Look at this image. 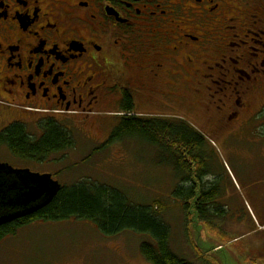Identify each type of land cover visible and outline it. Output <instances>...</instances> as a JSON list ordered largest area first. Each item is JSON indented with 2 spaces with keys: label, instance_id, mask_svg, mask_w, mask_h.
I'll list each match as a JSON object with an SVG mask.
<instances>
[{
  "label": "flooded vegetation",
  "instance_id": "1",
  "mask_svg": "<svg viewBox=\"0 0 264 264\" xmlns=\"http://www.w3.org/2000/svg\"><path fill=\"white\" fill-rule=\"evenodd\" d=\"M260 93L264 0H0V101L9 110L2 112L35 143L52 122L145 116L140 102L184 112L201 103L211 134L241 131L262 115L253 111ZM2 148L51 170L0 162L53 179L71 156L70 148L42 160Z\"/></svg>",
  "mask_w": 264,
  "mask_h": 264
},
{
  "label": "rangeland",
  "instance_id": "2",
  "mask_svg": "<svg viewBox=\"0 0 264 264\" xmlns=\"http://www.w3.org/2000/svg\"><path fill=\"white\" fill-rule=\"evenodd\" d=\"M262 103L264 106L263 93L253 97V111H263V115L252 119L249 127L220 134L209 132L201 103L193 104L187 112L174 104H137L139 113L157 118L155 124L204 135L202 180L215 183L211 194L215 207L205 210L202 220L192 201L185 207L182 189L175 193L178 187H186L180 183L181 172L172 169L166 162L167 152L150 137L131 132L102 146L118 124L116 117L98 118L93 113L87 119L74 117L62 123L69 129L74 146L68 151L71 156L58 162L61 169H55L56 179L61 185L87 179L112 187L137 205L160 199L172 251L193 264H264ZM2 111L9 112L0 101V131L13 117ZM22 119L29 131H36L33 117L25 115ZM88 134L93 139L87 138ZM0 161L28 165L35 171L51 170L46 163L15 160L3 148ZM150 238L131 230L107 236L84 220L35 221L0 241V264H150L140 252V244Z\"/></svg>",
  "mask_w": 264,
  "mask_h": 264
},
{
  "label": "trees",
  "instance_id": "3",
  "mask_svg": "<svg viewBox=\"0 0 264 264\" xmlns=\"http://www.w3.org/2000/svg\"><path fill=\"white\" fill-rule=\"evenodd\" d=\"M126 107L127 110L132 108L131 100L126 101ZM156 120L155 116H122L111 133L109 142L122 139L131 132H140L150 137L158 147L162 146L168 155L166 162L173 170L177 165L181 172L180 183L186 185L178 187L175 193L182 189L183 197L186 198L185 207H189L192 201L197 217L202 220L205 210L215 207V198L211 195L215 190V183L202 180L204 161L201 146L205 137L196 131H191L192 134H187L184 130L173 131L164 124H155ZM43 127L45 133L35 143L25 134V126L11 125L0 133V146L5 144L12 154L21 158L31 156L40 160L73 146V137L63 124L52 122ZM164 209V203L160 199L137 205L119 190L93 184L85 179L72 185H61L54 199L37 212L0 225V241L35 221L84 220L93 223L107 236L117 235L125 230L148 234L151 240L140 244V252L150 264H193L172 251L169 245L170 229L162 218Z\"/></svg>",
  "mask_w": 264,
  "mask_h": 264
},
{
  "label": "water",
  "instance_id": "4",
  "mask_svg": "<svg viewBox=\"0 0 264 264\" xmlns=\"http://www.w3.org/2000/svg\"><path fill=\"white\" fill-rule=\"evenodd\" d=\"M61 189L49 173L0 162V225L27 217L48 205Z\"/></svg>",
  "mask_w": 264,
  "mask_h": 264
}]
</instances>
